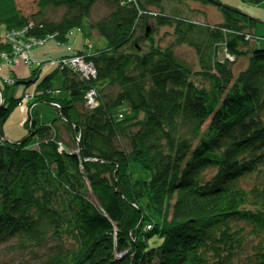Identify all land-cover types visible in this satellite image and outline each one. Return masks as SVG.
<instances>
[{
  "label": "trees",
  "instance_id": "1",
  "mask_svg": "<svg viewBox=\"0 0 264 264\" xmlns=\"http://www.w3.org/2000/svg\"><path fill=\"white\" fill-rule=\"evenodd\" d=\"M98 1L36 0L25 16L0 0V54L11 50L3 33L30 22L37 37L65 41L85 24L107 41L76 50L95 77L56 67L36 85L30 106L56 103L58 118L31 111L27 136L0 140V246L18 264H264V47L248 17L216 0H168L218 5L213 24L166 15L164 0H106L110 11L91 22ZM50 7L64 9L59 20L45 17ZM145 15L172 29L171 43L131 45ZM183 44L196 68L176 54ZM35 68L7 86L37 81ZM0 95L1 138L23 97ZM132 163L150 179L133 180Z\"/></svg>",
  "mask_w": 264,
  "mask_h": 264
},
{
  "label": "rangeland",
  "instance_id": "2",
  "mask_svg": "<svg viewBox=\"0 0 264 264\" xmlns=\"http://www.w3.org/2000/svg\"><path fill=\"white\" fill-rule=\"evenodd\" d=\"M220 5L226 6L232 9H237L240 13L246 15L249 19L248 25L249 30L252 33L253 38L264 47V1L256 4L248 0H216ZM18 9L23 15L29 16L34 13L36 9V0H16ZM154 8V7H153ZM156 13L159 9L154 8ZM162 9L166 15H179L183 18H187L197 23H216L223 19L222 8L218 5L211 3H202L195 1H186L183 3H175L174 1L164 0L162 3ZM110 11L106 0H99L92 7L89 20L91 22L97 21L101 17H104ZM64 13L63 8L50 7L44 11L45 17L50 21H57L61 18ZM155 18H151L149 15H145L138 23L136 28L135 37L131 43L137 44L141 49H148L153 45L166 46L171 43L173 37L170 35L172 31L169 27L157 28L155 25ZM37 20V19H36ZM254 20V21H252ZM58 38H48L43 44L34 46L30 53V59L33 61H46L48 59L59 58L62 55H68L69 51H84L87 55L95 53L98 49L105 48L107 41L104 37L100 36L96 31L89 30L84 24L80 27L73 28L65 36V41ZM70 48V50H68ZM175 52L179 58L189 63L192 67H197V56L193 48L188 45H178L175 47ZM62 54V55H60ZM3 58L0 57V63L2 65V71L0 72V82L2 78L10 76V68L6 66ZM25 67V66H24ZM26 68L25 73L28 74L32 70L36 69ZM56 67L49 65H43L40 70V75L37 81L29 85H12L10 87H4L3 84L0 86V94L3 93L6 105L9 104L11 97L22 98L24 94L33 96L35 93V87L40 82V79L49 72H52ZM237 71V70H235ZM62 75L60 71H57L56 78L52 82V89L56 90L61 87ZM2 95H0L1 103ZM24 98V97H23ZM30 102L23 99L20 104L15 106L8 117L2 124V136L0 140L20 141L29 133L28 127L24 126V120L29 118V113L32 111L39 120L44 123H50L54 119L58 118V112L51 103L37 102L30 106ZM28 104V105H27ZM126 112L125 107L119 109V113ZM25 112V113H24ZM24 115V118H23ZM21 121V124H20ZM27 133V134H26ZM36 136L30 137L26 143L27 147H32L36 144ZM131 178L133 180L138 179H150V174L143 170L142 167L137 163H132L130 166ZM5 245L0 246V264H18L22 258L19 255L10 253ZM25 258V257H24Z\"/></svg>",
  "mask_w": 264,
  "mask_h": 264
},
{
  "label": "built area",
  "instance_id": "3",
  "mask_svg": "<svg viewBox=\"0 0 264 264\" xmlns=\"http://www.w3.org/2000/svg\"><path fill=\"white\" fill-rule=\"evenodd\" d=\"M150 15H155L156 12H148ZM33 23L30 22L27 26L22 28H14L7 30L3 33V41L7 42L10 47V53L3 52L0 54V57L5 60L8 65L13 64L14 62L20 61L24 65L32 66L33 64L42 68L43 65H49L51 67H59V68H67L81 77L88 79L90 77H95V68L92 63L85 61L82 54L77 51H69L70 53L65 56H61L59 58L48 59L46 61H38L33 62L30 59V52L34 46H39L43 44L48 38H58L59 34L54 33L50 35H46L43 37H37L30 35V29L33 27ZM70 50V48H68ZM2 70V66L0 64V72ZM2 82L5 85H11L12 80L7 78H2ZM58 91H56L57 93ZM96 92L95 90H90L86 96V106L92 108L96 105L95 100ZM25 100H29L32 96L25 94L23 96ZM55 108L59 109L58 104H52Z\"/></svg>",
  "mask_w": 264,
  "mask_h": 264
},
{
  "label": "crops",
  "instance_id": "4",
  "mask_svg": "<svg viewBox=\"0 0 264 264\" xmlns=\"http://www.w3.org/2000/svg\"><path fill=\"white\" fill-rule=\"evenodd\" d=\"M31 53V52H30ZM60 55H62V54H60ZM4 60V59H3ZM5 61V60H4ZM31 61H33L32 59H31ZM33 62H38V61H33ZM5 64H7L6 62H4ZM1 64V63H0ZM2 66V65H1ZM6 66H8V68H10V76L9 77H13V78H25V77H28L29 75H30V73H28V74H26L25 73V71H26V68L25 67H28V69L30 68H33L35 65L33 64L32 66H27V65H24L22 62H20V61H17V62H14L13 64H11V65H6ZM25 66V67H24ZM41 70V69H40ZM2 71V70H1ZM1 84H3V82H2V79H1V82H0V86H1ZM4 85V87H10V86H7V85H5V84H3ZM25 95V94H24ZM26 101V100H25ZM30 101H32V98H30L29 100H27V102H30ZM28 105V104H27ZM25 113V112H24ZM23 118H24V115H23ZM26 117H25V120H24V126L22 127V129L24 130L25 129V122H26ZM20 124H21V121H20ZM27 134V133H26ZM18 141V140H17ZM36 145V144H35ZM34 145V146H35Z\"/></svg>",
  "mask_w": 264,
  "mask_h": 264
}]
</instances>
